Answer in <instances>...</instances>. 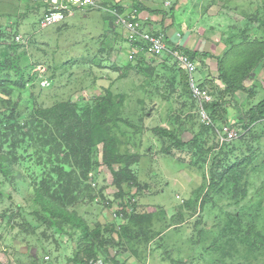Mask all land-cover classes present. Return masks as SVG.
Listing matches in <instances>:
<instances>
[{"label": "rangeland", "instance_id": "rangeland-1", "mask_svg": "<svg viewBox=\"0 0 264 264\" xmlns=\"http://www.w3.org/2000/svg\"><path fill=\"white\" fill-rule=\"evenodd\" d=\"M95 1L108 9H113L112 4L116 3L125 10L133 4H141L150 11L147 7L162 5L167 0ZM211 1L201 0L198 17L194 9L189 8L194 16L187 20L192 22L197 17L200 26L209 31V50H216L220 55L231 38L253 40L261 37L260 34L255 36L252 29L261 26L258 21H262V0ZM45 3L43 0H0V37L4 34L0 44L23 47L25 54L19 56L18 66L14 64L17 69L14 67L11 73L12 80H17L14 73L16 70L19 73V67L30 80L38 76L34 83L29 80L23 89L14 85L12 94L4 96V101L0 100V114L9 113L6 109L14 105L24 120L25 116H32L35 106L49 108L57 101L81 104L103 95L106 89L111 90L116 98L122 97L119 118L131 126L119 125L120 151L136 153L139 157L131 166L138 185L129 191V195H137L139 212L156 215L153 223L156 235L153 241L134 244L135 254L129 246L112 249L111 254H115L118 263L264 264V239L255 246L228 241L237 228L241 230L239 238L242 231L248 232L250 242H254V233H262L264 237V137L261 136L264 135V124L251 129L256 138L260 137L254 162L246 168L237 185L239 190H245V197H241V191L237 194L238 201L230 195L209 192L211 200L201 206L209 183L208 168L202 170L193 165L195 160L191 161L187 146L179 150L171 147L170 154L162 153L169 141L153 132V129L164 128L186 143L199 130L198 110L193 103L179 91V95L169 93L172 70L182 68L165 55L155 60L157 64L152 67L156 71L151 77L139 73L136 64L127 68L128 48L123 31L117 28L116 31L121 33L118 35L109 30L110 22L104 18L109 15L103 10H92L85 16L76 14L64 24L40 29L38 21L45 13ZM178 5L183 6V3L176 0V7ZM184 12L174 13L176 22L188 15ZM16 36H21L22 40L17 41ZM210 66L215 77L214 59ZM200 76L204 75L200 73ZM205 79L208 76L201 77V81ZM213 83L215 88H209L211 91L223 89L221 82L216 80ZM256 84L263 90L257 92L258 88L253 86ZM246 86L257 91L254 97L249 92H238V104L245 105L243 110L247 108L246 102L247 105L256 103L260 100L258 95L264 94V66L246 82ZM7 99H10L9 105ZM233 128L237 133L244 131L242 125ZM201 138L207 141L205 148L213 147L217 139L208 132ZM234 148L233 153L244 150L238 144ZM35 151V147L29 148L23 153L24 160L16 164L19 177L4 180L0 174V264H69L66 259L73 255L78 241L79 231L70 226L59 233L41 221H35L34 213L39 209L33 204V194L28 187L31 174L34 171L38 174L30 162ZM93 159L96 169L90 178L95 176L97 179L89 183L106 187L103 198L86 199L70 209L75 210L91 229L98 223H123L124 218L115 219L116 211L120 210L118 202L123 200H116L117 190L109 186L112 172L102 164L101 145L95 149ZM210 160L211 157L207 164ZM236 213L234 223L230 216ZM28 224L35 226V230L32 231ZM173 224L176 228L168 227ZM227 224L231 227H225ZM223 232L225 235L221 236ZM70 233L75 234L73 239H69Z\"/></svg>", "mask_w": 264, "mask_h": 264}, {"label": "trees", "instance_id": "trees-1", "mask_svg": "<svg viewBox=\"0 0 264 264\" xmlns=\"http://www.w3.org/2000/svg\"><path fill=\"white\" fill-rule=\"evenodd\" d=\"M200 2L201 0H196V7L193 8L197 17ZM211 3H214V0ZM262 4L264 8V0H262ZM141 6V4L132 5L131 8L135 11L136 16L137 12L146 10L144 6ZM112 8L118 13L125 11L124 7L118 3L112 4ZM149 12L155 11L150 10ZM104 18L110 22L109 30L121 35L120 31H116L118 26L114 17ZM258 22L261 26L253 28L252 32L255 36L260 34L261 37H256L253 40L248 37L240 40L239 37L238 41L231 38L220 55L214 56L208 52H191L180 48L192 61L197 62L198 58L200 68L205 66L206 59L215 60L217 75L199 83V87L207 89L212 97L210 102L204 104L210 124H204L199 119L198 132L186 143L180 141L173 132L164 128L153 129L155 134L165 137L169 141L162 153L170 154L171 147L179 150L187 146L189 149L187 154L191 161L195 160L193 165H198V168L202 170L208 168L209 183L201 206L211 200L208 197L209 192H214L219 196L229 197L230 195L238 201L237 194L241 190L237 188L239 187L237 185L247 170L246 168L253 164L254 157H256L260 136L256 138L251 129L255 125L264 124V94L258 95L260 100L256 103L251 102L247 105L246 102L247 108L243 110L245 105L238 104L240 100L238 92H249L250 96H256L257 90L252 86H246V82L251 81L264 66V9L262 21ZM3 37L4 34L0 38L3 39ZM141 44L139 43V45ZM22 48L17 45L0 44L1 101L5 100L4 96L12 94V87L23 89L30 80V77H26L21 72L20 67L19 73L17 70L14 73L17 80H12L11 73L14 72V67L16 68L14 64L18 66L19 56H25ZM169 58L171 59V57ZM155 60L157 59H147L146 56L139 53L133 61H128L127 68L131 64H136L139 73H145L146 76L149 74L151 77L156 71L154 69L157 64ZM37 79L33 78L30 81L34 83ZM216 80L221 82L223 89L211 91V88H215L213 82ZM169 83L170 94L185 95L193 103V107L198 110L197 102L192 98L188 86V75L184 70L177 67L176 71L172 70ZM253 86L258 88L257 92L263 90L257 84ZM121 100L122 97L116 98L112 95L111 90L106 89L103 95L81 104L57 101L49 108L35 106L32 109V116H25L24 120L14 105L6 109L9 113L0 114V174L5 178L4 180L17 178L16 164L24 160L23 153L28 152L29 148H36L34 155L30 156L32 158L30 162L38 170V174L37 171L31 174L28 185L33 194L32 202L39 209V212L35 211L34 213L35 221H41V224H45L59 233L65 232L66 226L79 231L74 253L67 259L69 264H91L97 261L104 264H119L115 259V254H111L112 249H124L129 246L132 253L135 254V250L132 249L134 244L155 239L153 223L156 215L145 211L139 212L137 195H129V191L138 185L131 166L138 162L139 157L136 153L120 151V142L117 136V133L120 132L119 125L131 126L126 120L119 118L118 107L121 105ZM9 103L10 99H7V104L9 105ZM218 123H222V125ZM235 125H242L244 131L237 133L235 130L237 137L239 134L238 138L220 143L217 131L221 130L222 126L234 129ZM206 132L217 137L213 147H204L207 141H203L201 137ZM261 136L264 137V135ZM201 142L203 144H200ZM235 144H238V147L243 146L244 150L240 151L239 149L237 153H233ZM100 145L102 164L112 172V182L109 186L117 190L114 195L115 199L123 200L118 202L120 210L116 211L115 219L120 216L124 218V221L119 224L102 225L98 223L91 229L86 221L70 208L86 199L93 201L97 196L103 198L106 187L89 183L97 179L95 176L93 179L90 178L92 176L90 174L96 169L93 154ZM262 156V165L264 166V152ZM209 157H211V162L207 164ZM207 165L208 167H206ZM253 170L255 169L253 168ZM242 191L241 197H245L246 192ZM106 204L109 205L110 202ZM173 218L172 220L175 221L176 216ZM230 218L235 223L237 213L231 215ZM28 225L32 231L35 230V226ZM237 225H239L238 221ZM172 226L176 228V224L168 227ZM225 227L231 226L227 224ZM240 232L241 230L237 228L235 232L231 233L228 241L236 240L255 246V244H259V240L264 239L262 233L257 232L253 235L254 242H250V237L247 236L248 232L242 231L243 235L239 238L238 233L240 234ZM74 235L70 233L69 239H73ZM220 235H225V232Z\"/></svg>", "mask_w": 264, "mask_h": 264}, {"label": "built area", "instance_id": "built-area-1", "mask_svg": "<svg viewBox=\"0 0 264 264\" xmlns=\"http://www.w3.org/2000/svg\"><path fill=\"white\" fill-rule=\"evenodd\" d=\"M98 8L100 6L95 0H50L38 25L40 29H45L72 17L76 10L85 11ZM110 13L114 17L116 25L125 32L128 45L127 60L133 61L139 53L147 58L151 57L157 60L164 55L171 57L188 75V86L192 98L197 102L200 121L207 125L210 124L204 104L210 102L212 97L207 89L199 87L195 77L197 62L192 61L184 54L179 45H169L163 33L146 30L143 21L136 17L134 10H129L127 13H118L112 10ZM16 40H20V37L17 36ZM138 42L142 44L139 45ZM217 137L220 143L231 141L236 137V132L227 126H222L221 130L217 131ZM91 264L104 263L97 261Z\"/></svg>", "mask_w": 264, "mask_h": 264}, {"label": "crops", "instance_id": "crops-1", "mask_svg": "<svg viewBox=\"0 0 264 264\" xmlns=\"http://www.w3.org/2000/svg\"><path fill=\"white\" fill-rule=\"evenodd\" d=\"M45 1L44 8L45 10L48 7L50 0ZM179 4L183 3V6L178 5L176 7V0H167L162 5H155L154 7H147L150 10L155 12H150L144 10L142 12H137V17L143 21V26L146 30H151L152 32H161L166 37V40L171 45H179L180 48L191 51V52H208L211 55L217 56L216 50H209L210 45V37L209 31L205 29L202 25L200 26L198 22V18H193L192 22H188L187 20L192 16V13L189 12V8L196 7V0H178ZM146 7V6H145ZM172 9V10H170ZM182 11H185L184 14H188L185 16L184 20L177 21L174 18V13L182 14ZM82 14V13H81ZM84 16L86 14H83ZM67 19L65 22H67ZM64 22V23H65ZM62 23V24H64ZM181 28V30H178ZM124 35V33H122ZM213 59H206L205 66L199 67L198 58H197V69L195 73V77L197 81L201 82V77H207L208 79L213 78L211 72V61ZM204 75V76H200ZM67 260V259H66Z\"/></svg>", "mask_w": 264, "mask_h": 264}, {"label": "clouds", "instance_id": "clouds-1", "mask_svg": "<svg viewBox=\"0 0 264 264\" xmlns=\"http://www.w3.org/2000/svg\"><path fill=\"white\" fill-rule=\"evenodd\" d=\"M50 2V1H49ZM98 2V1H97ZM98 4H99V6H100V8H98V10H103V11H105V12H107V14L109 15V16H111V17H113L112 16V14L110 13V11H112V10H114V9H108V8H105L101 3H99L98 2ZM92 10H97V9H91V10H85V11H80V10H76L75 12H74V15L72 16V17H74L76 14H86L87 15V13L89 12V11H92ZM129 10H132V8H129V9H126L125 11H124V13H127ZM46 11V10H45ZM44 11V12H45ZM116 11V10H115ZM44 15V14H43ZM43 15H42V17H43ZM41 17V18H42ZM72 17H69V18H66L64 21H62V22H60V23H57V24H61V23H64L67 19H71ZM137 17V16H136ZM40 18V19H41ZM40 19H39V21H40ZM139 19V18H138ZM39 21H38V23H39ZM54 25H56V24H54ZM39 26V25H38ZM53 26V25H52ZM50 27V26H49ZM48 28V27H47ZM118 28H120V27H118ZM120 30H122L121 28H120ZM123 31V30H122ZM123 33H124V39H125V41H126V38H125V32L123 31ZM17 37V36H16ZM16 37H15V39H16ZM20 37V40H22V37L21 36H19ZM168 43V42H167ZM125 44L127 45V41L125 42ZM169 45H171L170 43H168ZM127 48H128V45H127ZM46 82V81H45ZM199 83V82H198ZM234 130V129H233ZM235 131V130H234ZM236 132V131H235ZM237 135V134H236ZM236 138V137H235ZM234 138V139H235Z\"/></svg>", "mask_w": 264, "mask_h": 264}]
</instances>
